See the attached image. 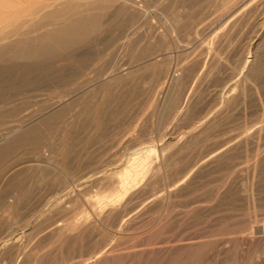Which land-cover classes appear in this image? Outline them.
<instances>
[{"label":"rangeland","instance_id":"1","mask_svg":"<svg viewBox=\"0 0 264 264\" xmlns=\"http://www.w3.org/2000/svg\"><path fill=\"white\" fill-rule=\"evenodd\" d=\"M85 1L90 3L89 1L94 0H0V40L2 41L0 42L16 38L18 33L26 31L31 23L50 11L60 8L64 13L67 4ZM219 2V0H140L127 9L129 4L104 1L103 5L110 4V8H107V11L101 16L100 27L89 36L77 41L71 50L51 53V56L43 54L28 60L10 61L7 60V57L3 60L0 59V149L2 148L0 154V239H2L0 240V264H27L28 262L32 264H69L79 255L84 254L87 248L103 243L105 239L101 240V238L106 237V232H110L111 229L110 242L125 246L124 250H128L131 246H137L135 247L137 249L145 242H161L162 240L166 242L172 238L174 240L176 235L195 236L198 234L197 236L208 235L211 238H215L217 235L216 239L219 240L220 235H227L224 234L227 230L230 231L240 226V228H245L255 217L254 220H260L259 218L262 216L261 220L264 219L263 130L262 136L247 141L244 144L245 147L244 145L238 146L236 149H232L233 151L230 150L228 152L230 154L227 153L223 158H220V161H214L208 167H202L203 169L194 170L196 175L193 174L194 172L191 173V182H189L190 187L188 186V188H195L196 193H200V196H212L211 199L214 202L210 201L212 202L211 212L200 214L199 211L193 210L192 213L190 211L185 216L186 220L184 217L180 219L181 221L175 219V195L170 199L172 209L167 211L170 217L166 214L161 221L157 220L158 211L152 209V212L144 213V217L139 215L136 219L127 221L120 228L115 226L114 222L109 221L103 225L99 224V230L96 227H91V230L87 228L83 233H78V230H65L60 234L53 231L54 225L62 226L70 220L81 218V216L92 218L91 209L94 204L88 202L87 198L97 200V197L109 193L110 187L115 184L113 178L114 176L116 178V175L113 176V180L111 178L103 179L104 175L117 171L128 164L132 154L134 157L135 154L154 147V151L148 152V158L151 160L148 159V162L157 164L165 161V167L163 166L151 179L150 185L143 191L144 193L141 192L138 198L140 200L150 191L157 189L167 191L171 187H165L163 184L175 180L176 171L184 169L196 159L195 157L210 149L213 144L217 145L220 140L222 141L229 135L238 134L239 131L240 134L246 129L249 131L258 121L264 119V37H257L258 29L257 26H254L256 24L251 18L248 21H238L241 24L236 22L233 25L236 28L231 26L230 29L227 27L229 29L227 30L225 26L227 18L224 17L226 12H220L217 5ZM237 4L239 1L234 5ZM137 5L138 7H136ZM234 5L228 11H232ZM217 13H220L219 16ZM252 13L258 17L262 11L255 9ZM51 15L46 17L47 21L49 19V24L37 31L56 27L64 16L56 14L51 17ZM22 20L28 22L27 26L24 21L22 25ZM176 21L180 23L177 24ZM6 25L14 29V34L11 29L7 31L9 27H5ZM3 29L12 34L7 33L10 35L8 36ZM15 29H17V34H15ZM1 30H3L2 34ZM127 33L129 36L125 37L124 35ZM178 40L179 43H177ZM247 51H254L257 54V59L256 64L254 63L247 75L248 78L242 79L239 70L242 68V58L247 54ZM41 58L47 61L44 63ZM184 60L191 61L186 64ZM209 60L213 62L211 61V63ZM207 61L210 65L207 64ZM183 64L186 65L183 66ZM180 67L183 71L179 69ZM205 67L209 69L212 67L211 71L208 68L205 70ZM203 70H205V75L200 76V80H196L198 85L195 81L196 85L194 86L193 83L192 87L191 81L187 80H191L196 71L204 72ZM159 71L160 73H158ZM161 71L167 74L168 78ZM176 76L177 81L175 80L174 83L173 79ZM163 80L165 81L163 82ZM180 81H186V84L184 82L181 84ZM187 83L191 84V89H188ZM227 84L231 87L227 91L230 95L223 91ZM194 87L198 89L196 92ZM179 89L181 90L179 91ZM177 92L179 96H176ZM224 99H228L226 102L228 106L223 105ZM176 103H178V107L180 106L179 108L176 107ZM220 105H223L222 113L225 114L219 116L223 115L225 119L217 116L214 125H211L215 129L208 127L209 129L207 128L205 133L204 131H202L203 133L195 131L192 138L188 140L186 131L194 127L197 118L205 113L207 115L213 113V110ZM202 111L203 113H201ZM58 112L61 114L59 113L58 118L54 117L56 118H53L54 121L51 119L50 123L45 121ZM92 113L94 114L92 115ZM206 131L210 133L208 138ZM184 138L188 144L176 153V141L182 140L179 144L184 143L186 142L183 141ZM191 140L198 144L193 143L195 146L192 145ZM173 150L175 152H172ZM256 151L258 156L256 164L253 165L254 154L251 153ZM166 160L170 163L174 161L171 163L172 166ZM246 161L248 162L245 163ZM177 163L178 165H176ZM11 166L14 167L12 173H6L4 170ZM73 179L76 181L74 182ZM107 182L112 185L108 187ZM162 186L164 187L162 188ZM251 186L254 188L255 200L252 204L246 201L245 197L247 189ZM215 189L219 190L216 196L213 193L216 191ZM245 189L246 191H244ZM69 191L74 193L73 199L66 198V193ZM173 191L176 194V187ZM142 201L139 208L147 205V199ZM221 215L224 217L219 218ZM151 216L154 218L151 219ZM109 223L112 226H108ZM196 224H199L198 227ZM104 226L107 228L105 229ZM82 234L85 235V238ZM70 236H74L73 239ZM132 237L133 239H131ZM221 239L223 240L225 237H221ZM4 240H8V244L2 246ZM80 240H82L81 243ZM170 249H154L148 254L146 250L137 251L134 252L135 254L132 253V256L131 253L121 254L122 256L118 255L115 259H109L107 263L176 264L178 255L184 256L183 252L185 255L189 253V251L183 250L176 251V248ZM229 255L226 262L237 264L238 262L232 254Z\"/></svg>","mask_w":264,"mask_h":264},{"label":"bare ground","instance_id":"2","mask_svg":"<svg viewBox=\"0 0 264 264\" xmlns=\"http://www.w3.org/2000/svg\"><path fill=\"white\" fill-rule=\"evenodd\" d=\"M62 1V0H61ZM104 1H109L111 3V1H118L119 4L120 3H126L128 5V7H126L127 9L129 8V6H133L135 4L138 3V1L140 0H94V1H89L88 2H83V3H76V4H67L66 7V11L64 13H62V9L58 8L59 10H55V11H50L46 14H44L45 16L42 15V17H40V19H38L37 21H35L34 23H31L30 26H28L27 30L24 32H20V33H16L17 29H15V34H17L18 36L12 40H9L7 42L3 43L0 42V59L3 60V58L7 57V60H28V59H32V58H36L40 55L43 54H49L51 56V53H55V52H59V51H67V50H71L72 48L75 47L77 41H79L80 39H83L87 36H89L90 34H92L94 31H96L102 21H101V16H103V14L107 11V8H110V4L109 5H103ZM187 1V0H186ZM219 4L218 8L220 9V12L224 11V17L227 18L225 20V26L226 29L229 30L231 26H233L236 22L238 23V21H243V20H247L251 18V20L253 21L254 26H257V37L261 38L264 37V0H219ZM239 1V4H237L236 6L234 4H236ZM177 2V1H176ZM73 3V2H72ZM143 3V2H142ZM211 3V2H210ZM218 3V2H217ZM114 4V2H113ZM112 4V5H113ZM116 4V3H115ZM184 5V4H183ZM186 5V4H185ZM188 5V4H187ZM193 5V4H191ZM216 5V6H217ZM235 6L234 9H232V11H228V9L231 8V6ZM125 6V5H124ZM196 6V5H195ZM194 6V7H195ZM44 7V6H43ZM138 7V5L136 6ZM207 7V6H206ZM114 8V7H112ZM124 7V9H126ZM182 8V7H181ZM188 8V7H187ZM190 8V7H189ZM136 9V8H134ZM216 9V8H215ZM255 9L257 10H261L262 13H260V16H254L253 15V11H255ZM110 10V9H109ZM130 10V9H129ZM139 10V9H137ZM216 11V10H215ZM128 12V10H127ZM133 12V11H132ZM183 12V11H182ZM184 13V12H183ZM216 13V12H215ZM14 14V13H13ZM52 14V15H51ZM61 15L62 17V21L60 22V24H58L56 27L53 26V28L49 29V30H40L37 31L38 29H43V27L47 24H49V19L47 21L46 17L48 18L50 15L51 17L54 15ZM124 14V13H123ZM140 14V13H139ZM218 14V13H217ZM220 14V13H219ZM218 14V16H219ZM252 14V15H251ZM262 14V15H261ZM107 15V14H106ZM148 15V14H147ZM170 15V14H169ZM133 16V15H132ZM131 16V17H132ZM143 16V15H142ZM168 16V15H167ZM221 16V15H220ZM16 17V16H15ZM37 17V16H36ZM59 17V16H58ZM57 17V18H58ZM194 17V16H193ZM137 18V17H136ZM219 18V17H218ZM30 19V18H28ZM28 19H26L28 21ZM133 19V18H132ZM181 19V18H180ZM191 20V19H190ZM215 20V19H214ZM213 20V21H214ZM24 20H22L21 22H23ZM25 22L28 23V22ZM32 21V19H31ZM167 21V19H166ZM180 21V20H179ZM182 21V20H181ZM217 21V20H216ZM246 21V22H247ZM20 22V23H21ZM24 22L22 23V25L24 24ZM177 22V21H176ZM180 22H177V24ZM216 23V22H215ZM12 24V23H11ZM11 24H8L9 26ZM15 24V23H13ZM17 24V23H16ZM30 24V23H29ZM132 24V23H131ZM130 24V25H131ZM170 24V23H169ZM176 24V25H177ZM241 24V23H238ZM250 24V22H249ZM8 25H6L5 27H9ZM19 25V24H18ZM210 25V24H209ZM224 25V24H222ZM14 26V25H13ZM12 26V27H13ZM27 26V24H26ZM128 26V25H127ZM136 26V25H135ZM168 26V25H167ZM183 26V25H182ZM253 26V25H252ZM17 27V26H16ZM229 29H228V28ZM235 26H233L234 28ZM21 28V26H20ZM136 28V27H135ZM221 28V27H219ZM224 28V27H222ZM236 28V27H235ZM254 28V27H253ZM12 30L13 33V28L9 27V30ZM46 29V28H44ZM178 29V28H177ZM212 29V28H211ZM6 32V29H3ZM3 30H1V34L3 33ZM20 30V29H19ZM214 30V29H213ZM236 30V29H234ZM127 31V30H126ZM148 32V30H146ZM220 31V30H219ZM222 31V30H221ZM224 31V29H223ZM4 32V33H5ZM146 32V33H147ZM183 32V31H182ZM186 32V31H185ZM217 32V31H215ZM226 32V31H225ZM232 32V31H231ZM230 32V33H231ZM8 32H6L7 34ZM10 33V32H9ZM8 33V34H9ZM10 33V34H12ZM32 33V34H31ZM125 33V32H124ZM192 33V32H191ZM5 34V35H6ZM7 34V35H8ZM14 34V33H13ZM123 34V33H122ZM197 34V33H196ZM212 34V33H211ZM224 35V33H222ZM226 34V33H225ZM236 34V33H235ZM128 33L126 35H124L125 37H127ZM190 35V34H189ZM228 35V34H227ZM230 35V34H229ZM228 35V36H229ZM3 36V35H2ZM1 36V37H2ZM10 36V35H8ZM7 36V37H8ZM15 36V35H12ZM123 36V35H122ZM129 36V35H128ZM214 36V35H213ZM219 36V34H218ZM6 37V36H3ZM2 37V38H3ZM124 37V38H125ZM143 37V36H142ZM215 37V36H214ZM217 37V36H216ZM123 38V39H124ZM218 38V37H217ZM216 38V39H217ZM129 39V38H128ZM177 39V38H176ZM181 39V38H180ZM202 39V38H201ZM213 39V38H212ZM215 39V40H216ZM195 40V39H194ZM6 41V40H5ZM124 41V40H123ZM121 41V42H123ZM127 41V39H126ZM177 41V40H176ZM221 41V40H220ZM125 42V41H124ZM132 42V41H131ZM180 41L178 40L177 43H179ZM120 43V42H119ZM187 43V42H186ZM218 43V42H217ZM129 44V43H128ZM214 44V43H213ZM253 44V42H252ZM121 45V44H120ZM130 45V44H129ZM212 46V45H211ZM122 47V46H121ZM214 47V46H213ZM123 48V47H122ZM197 48V47H196ZM205 48V47H204ZM110 49V48H109ZM190 49V48H189ZM202 49V48H201ZM205 50V49H204ZM257 50V49H256ZM255 50V51H256ZM104 51V50H103ZM180 51V50H179ZM233 51V50H232ZM200 52V51H198ZM203 52V50H202ZM207 52V51H206ZM215 51H213L214 53ZM77 53V52H76ZM87 53V52H86ZM178 53V52H177ZM210 53V52H209ZM212 53V54H213ZM216 53V52H215ZM56 54V53H55ZM58 54V53H57ZM67 54V53H66ZM84 54V53H83ZM197 54V53H196ZM228 54V53H227ZM153 55V54H152ZM161 55V54H160ZM189 55V54H188ZM199 55V54H197ZM209 55V54H208ZM211 55V54H210ZM256 55L254 51H247V54L243 56L242 58V68L241 70H239L240 72V78L244 79V78H248V73L250 72V69L252 68V66L254 65L255 61H256ZM69 56V55H68ZM77 56V55H76ZM159 56V55H158ZM192 56V55H191ZM195 56V54H194ZM213 56V55H212ZM46 57V56H45ZM140 57V56H139ZM184 57V55H183ZM186 57V56H185ZM206 57V56H205ZM209 57V56H208ZM215 57V56H214ZM54 58V57H52ZM51 58V59H52ZM151 58V57H150ZM200 58V56H199ZM204 58V57H203ZM202 58V59H203ZM43 59V58H41ZM179 59V58H178ZM185 59V58H184ZM191 59V58H190ZM195 59V57L193 58V60ZM212 59V58H211ZM6 62V59H4ZM35 60V59H33ZM44 60V59H43ZM70 60V59H69ZM140 60V59H139ZM151 60V59H150ZM192 60V59H191ZM190 60V61H191ZM214 61V59H212ZM211 60V61H212ZM216 60V59H215ZM9 61V62H10ZM44 60L43 62L45 63ZM183 61V60H182ZM185 61V60H184ZM190 61H185V63H190ZM201 61V59H200ZM205 61V60H204ZM203 61V62H204ZM209 60V62H211ZM212 61V62H213ZM140 62V61H139ZM180 62V61H179ZM203 62H201V64H203ZM211 62V63H212ZM86 63V62H85ZM186 63V64H187ZM199 63V61H198ZM241 63V62H240ZM239 63V64H240ZM41 64H42V60H41ZM134 64V63H133ZM186 64H183L186 65ZM194 64V63H193ZM190 64V65H193ZM196 64V63H195ZM200 64V63H199ZM207 64L208 61H207ZM206 64V66H207ZM256 64V63H255ZM204 65V64H203ZM210 65V64H209ZM217 65V64H215ZM215 65H213L215 67ZM96 66V65H95ZM139 66V65H138ZM179 66V65H178ZM177 66V67H178ZM181 66V64H180ZM202 66V65H201ZM200 66V67H201ZM163 67V66H162ZM191 67V66H190ZM194 67V66H193ZM196 67V66H195ZM204 67V66H202ZM86 68V67H85ZM159 68V67H158ZM167 68V67H166ZM171 68V67H170ZM186 68V67H185ZM208 68V67H207ZM206 67L204 68L205 70L207 69ZM212 68V67H211ZM210 68V69H211ZM178 69V68H177ZM176 69V70H177ZM181 69V67L179 68ZM184 69V68H183ZM187 69V68H186ZM198 69V68H197ZM201 69V68H200ZM209 69V68H208ZM209 69V70H210ZM216 69V68H215ZM205 70L202 71H196V73H194L192 75V79L191 80H187L188 82L191 81L192 83V87H193V83L199 79L200 76H204L205 75ZM181 71H183L181 69ZM186 71V70H185ZM189 71V70H188ZM211 71V70H210ZM209 71V72H210ZM213 71V70H212ZM163 72V71H161ZM164 72L166 73V71L164 70ZM163 72V74H165ZM178 72V71H177ZM160 73V71L158 72ZM167 73H168V69H167ZM84 74V72H83ZM162 74V75H163ZM171 74V73H170ZM177 74V73H176ZM186 75V73H184ZM211 74V73H210ZM229 74V73H228ZM91 75V74H90ZM167 76V74H165ZM172 75V74H171ZM183 75V74H182ZM225 75V74H224ZM109 76V75H108ZM107 76V77H108ZM161 76V74H160ZM164 76V75H163ZM162 76V77H163ZM165 76V77H166ZM173 76V75H172ZM175 76V75H174ZM187 76V75H186ZM261 76V75H260ZM115 77V76H114ZM113 77V78H114ZM171 77V76H170ZM188 77V76H187ZM206 77V76H205ZM221 77V76H220ZM4 78V77H3ZM105 78V77H104ZM164 78V77H163ZM168 78V76H167ZM165 78V79H167ZM177 76L174 77L173 82L175 83V80L177 81ZM204 78V77H203ZM28 79V78H26ZM103 79V78H102ZM160 81H162L161 79H159ZM182 80V79H181ZM186 80V79H184ZM200 80V79H199ZM165 80H163L164 82ZM243 81V80H242ZM169 82V81H168ZM172 82V83H173ZM184 81H180V83L182 84ZM203 82V81H202ZM101 83V82H100ZM177 83V82H176ZM179 83V82H178ZM186 84V81L184 82ZM197 83V81L195 82ZM194 83V86L196 85ZM92 84V83H91ZM169 84V83H168ZM188 84V83H187ZM201 84V83H200ZM205 84V83H204ZM236 84V83H235ZM246 84V83H245ZM163 85V84H161ZM176 85V84H175ZM174 85V86H175ZM189 87L188 89H191V84H188ZM186 85V86H188ZM198 85V83H197ZM202 85V84H201ZM234 85V84H233ZM242 85V84H241ZM90 86V85H89ZM177 86V85H176ZM180 85L178 84V87ZM245 86V85H244ZM88 87V86H87ZM137 87V86H136ZM185 87V86H184ZM85 88V87H84ZM160 88V87H159ZM195 88V92L196 87ZM192 88V89H194ZM229 88H231L228 84L227 86L223 89L224 92H227L229 90ZM241 88V86H240ZM239 88V89H240ZM245 88V87H244ZM170 89V88H169ZM168 89V90H169ZM183 89V88H182ZM186 89V87H185ZM184 89V91H185ZM177 90V87H176ZM181 89H179L180 91ZM190 91V90H189ZM231 91V89H230ZM234 91V90H233ZM186 92V91H185ZM193 94L194 91H191ZM237 92V91H236ZM198 93V92H197ZM219 94V92H217ZM228 93V92H227ZM240 93V92H239ZM238 93V94H239ZM168 94V93H167ZM174 94V93H173ZM179 96V93L177 92ZM181 94V92H180ZM186 94V93H185ZM190 94V93H189ZM229 94V93H228ZM182 95V94H181ZM180 95V96H181ZM188 95V94H186ZM217 95V94H216ZM225 95V94H224ZM230 95V94H229ZM228 95V96H229ZM244 95V94H243ZM227 96V97H228ZM69 97V95H68ZM175 97V95H174ZM183 97V96H182ZM236 97V96H235ZM224 98V97H223ZM229 98V97H228ZM59 99V98H58ZM166 99V98H165ZM180 99V98H179ZM182 99V98H181ZM191 99V98H190ZM214 99V98H213ZM178 100V99H176ZM198 100V99H197ZM200 100V99H199ZM216 100V99H215ZM225 100V99H224ZM228 100V99H227ZM227 100H225V102L223 103V105L226 104ZM234 100V99H233ZM2 101V100H1ZM98 101V100H97ZM195 101V100H194ZM223 101V100H222ZM4 102V101H2ZM61 102V101H60ZM177 102V101H176ZM179 102V101H178ZM58 103V101H57ZM167 103V102H166ZM175 103V102H174ZM217 103V102H216ZM215 103V104H216ZM230 103V102H229ZM178 103H176V107ZM219 105V103H217ZM222 104V103H220ZM231 104V103H230ZM1 105V104H0ZM3 105V104H2ZM184 105V104H183ZM223 105H220L218 108L216 107V109L213 110V113H208V115L205 113L204 115L200 116L199 118H197V120L194 122V127L193 128H189L187 129V137L188 140L192 138L193 136V132L195 131H199L202 132L208 128V127H212L211 125H214L216 119L218 117H221L219 115L223 114L222 112L224 111ZM227 105V104H226ZM5 106V105H4ZM95 106V105H94ZM171 106V105H170ZM188 106V105H187ZM228 106V105H227ZM232 106V105H231ZM172 107V106H171ZM174 107V105H173ZM180 107V106H179ZM178 107V108H179ZM202 107V106H201ZM200 107V108H201ZM166 108V107H165ZM177 108V111H178ZM199 108V109H200ZM203 108V107H202ZM201 108V109H202ZM207 108V107H206ZM210 108V107H209ZM227 108V107H225ZM4 109V108H3ZM205 109V108H204ZM203 109V110H204ZM88 110V109H87ZM104 110V109H103ZM181 110V109H180ZM91 111V110H90ZM185 111V110H184ZM200 111V110H198ZM206 111V110H205ZM226 111V110H225ZM88 112V111H87ZM86 112V114H88ZM207 112V111H206ZM60 112H58L56 115H53L52 117H48L45 121L47 123H50L51 120L54 121V117H59ZM97 113V112H96ZM95 113V115H97ZM199 113V112H198ZM203 113V111L201 112ZM199 113V114H201ZM5 114V113H4ZM94 113H92L93 115ZM103 114V113H102ZM187 114V113H186ZM225 114V113H224ZM223 114V115H224ZM94 115V116H95ZM101 115V114H100ZM113 115V114H112ZM197 115V113H196ZM222 115V117H223ZM227 115V114H226ZM87 116V115H86ZM99 116V115H98ZM218 116V117H217ZM221 117V118H222ZM54 118V119H53ZM99 118V117H97ZM224 118V117H223ZM6 119V118H5ZM51 119V120H50ZM192 119V118H191ZM225 119V118H224ZM235 119V118H234ZM262 119V118H261ZM50 120V122H49ZM82 120V119H81ZM80 120V121H81ZM99 120V119H98ZM60 121V120H59ZM101 121V120H99ZM98 121V123H99ZM219 121V120H218ZM44 123V124H47ZM63 123V122H62ZM89 123V121H88ZM227 123V122H226ZM49 125V124H48ZM190 125V124H189ZM244 125V124H243ZM46 126V125H45ZM216 126V125H215ZM43 127V126H42ZM189 127V126H188ZM217 128V127H216ZM238 128V127H237ZM252 128V127H251ZM209 129V128H208ZM215 129V128H213ZM246 129V128H244ZM250 129V128H249ZM16 130V129H15ZM219 130V129H218ZM234 130V129H233ZM264 130V119L258 121V123L256 125H254V127L248 131V129L244 130L242 129L243 133L240 134L238 132V134H234V135H229V136H225L226 138L223 139L222 141L220 140V142L216 145L213 144L212 147H210V149H208L206 147V150L203 154H201L198 157H194L196 158L195 160L192 161L191 158V163H189L184 169L176 171V179L173 181H169L166 184H163L165 187L169 186L171 188H169L167 191H160V190H153L150 191L148 194H146L145 196L141 197V199L139 200V196L141 194V192H143L149 185H150V181L151 179L157 174V172L164 166V162H158L157 164H152L148 162V156H149V151H154V147L146 149V151L139 153V154H135V156L129 159V163L124 165L123 167H121L119 170L111 172V173H107L104 175L103 179H108L109 178H113L114 175H116V178L114 176L113 179H115V181H113L115 184H109L108 182V187H110V185H112L110 188L109 193H105L104 195H102L101 197H97V200H90L88 199V202L93 203L94 206L91 209V213H92V218L88 217V216H84L81 218H75L72 221L70 220V222H67V224H64L62 226L60 225H54L55 227H53V231L58 232L60 234V232L65 231V230H70V231H76L78 230V233H83L87 228H89L90 230L92 229L91 227H96L98 230L100 228H98V226L103 225V223H108L109 221H112V223L114 222V225L117 226L118 228L122 227L127 221H131L136 219L137 217H139V215L143 216L144 213H149L150 211L152 212V209H156L158 211V216H157V220L161 221V219L163 217L166 216V214L168 215L169 213H167V211L170 210V208L172 207L170 205V199L172 197H174L176 195V218L175 219H182L184 217V219L186 220L187 218L185 216H187L189 214V212L193 210H195L196 212L199 211L198 213L200 214H206L208 212H211V203L214 202L212 201L211 197L209 194V196H200V193H196L197 191H195V188L190 189L188 188V186L190 187L189 182H191V173L194 172V170L196 169H201L202 167L204 168V166L208 167V165H211L214 161H220V158H223V156H225L228 152H230V150L232 149H236L238 146H242L245 143H247V141H252V139L254 140V138H258L259 136H262L261 133ZM208 131V130H207ZM206 131V132H207ZM211 132V131H210ZM222 132V131H221ZM95 133V132H94ZM138 133V132H137ZM203 133V132H202ZM197 134V133H196ZM201 134V133H200ZM198 134V135H200ZM207 132V138L208 136ZM220 135V134H219ZM222 135V133H221ZM203 136V135H201ZM199 136V137H201ZM218 136V135H216ZM183 137V136H182ZM185 137V136H184ZM67 138V137H65ZM204 138V137H203ZM211 138V137H210ZM221 138V136H220ZM219 138V139H220ZM224 138V137H222ZM68 139V138H67ZM200 139V138H199ZM217 139V138H216ZM185 140V138L183 139V141ZM260 141V139H258ZM101 141V140H100ZM182 141V140H180ZM180 141H176V153L178 151H180L182 148L186 147V145L188 144L187 141L184 143H180ZM192 141V140H191ZM214 142V140H212ZM162 142V141H161ZM216 142V141H215ZM193 143H197L194 142V140L192 141V145L195 146V144ZM253 143V142H252ZM257 143V142H256ZM255 143V144H256ZM36 144V143H35ZM198 144V143H197ZM262 145V143H260ZM191 146V144H189ZM188 145V146H189ZM203 145V144H202ZM206 145V144H205ZM21 146V145H20ZM210 146V145H209ZM208 146V147H209ZM257 146V144H256ZM201 147V146H200ZM245 147V145H244ZM263 147V146H262ZM247 148V147H246ZM245 148V149H246ZM258 149V147H255V149ZM2 149V148H1ZM0 149V154L2 153V150ZM5 149V148H4ZM160 149H162V146H160ZM202 151V150H201ZM233 151V150H232ZM60 152V151H59ZM172 152H175V150H173ZM199 152V151H198ZM175 153V154H176ZM179 154V153H178ZM200 154V152H199ZM230 154V153H228ZM233 154V153H232ZM254 154L253 156V165L256 164V158L258 156V152L256 151L255 153H251ZM154 155V154H153ZM169 156V155H168ZM177 156V155H176ZM192 156V157H193ZM245 156V155H244ZM264 156V155H263ZM51 157V156H50ZM173 157V156H171ZM168 157V158H171ZM166 158V157H165ZM174 158V157H173ZM179 158V157H178ZM245 158V157H244ZM249 158V157H248ZM74 159V158H73ZM51 160V159H50ZM116 160V159H115ZM150 160V159H149ZM159 160V159H158ZM171 160V159H170ZM174 160V159H173ZM229 160V159H228ZM245 160V159H244ZM259 160V159H258ZM151 161V160H150ZM161 161V160H160ZM168 161V160H166ZM260 161V160H259ZM57 162V161H56ZM169 162V161H168ZM167 162V163H168ZM174 162V161H172ZM171 162V163H172ZM185 162V161H184ZM244 162V161H243ZM248 161H246L245 163H247ZM80 163V162H79ZM85 163V162H84ZM155 163V162H154ZM170 163V162H169ZM168 163V164H169ZM170 163V165H171ZM222 163V162H221ZM215 164V163H214ZM243 164V163H242ZM241 164V165H242ZM101 165V164H100ZM178 165V163L176 164ZM184 165H186L184 163ZM224 165V164H223ZM252 165V166H253ZM259 165V164H258ZM172 166V165H171ZM227 166V165H226ZM233 166V165H232ZM246 166V165H245ZM165 167V166H164ZM238 167V166H236ZM235 167V168H236ZM241 167V166H240ZM255 167V166H254ZM14 168V167H13ZM12 166L7 168L6 170H4L6 173H12L13 170ZM101 168V167H100ZM167 168V167H166ZM180 168V167H179ZM183 168V166H182ZM202 168V169H203ZM217 168V167H216ZM239 168V167H238ZM249 168V167H248ZM256 168V167H255ZM258 168V167H257ZM16 169V168H15ZM64 169V168H63ZM181 169V168H180ZM199 169V170H200ZM207 169V168H206ZM245 169V168H244ZM17 170V169H16ZM209 170V169H208ZM219 170V169H218ZM15 171V170H14ZM102 171V170H100ZM198 171V170H197ZM196 171V172H197ZM207 171V170H206ZM216 171V170H215ZM255 171V170H254ZM96 172H98L96 170ZM205 172V170H204ZM221 172V171H220ZM245 172V171H243ZM248 172V171H247ZM246 172V173H247ZM252 173V172H251ZM257 173V171H256ZM255 173V174H256ZM259 173V172H258ZM17 174V173H16ZM195 174V172L193 173ZM254 174V173H253ZM251 174V175H253ZM175 175V174H174ZM196 175V174H195ZM194 175V176H195ZM246 175V174H245ZM159 176V175H158ZM198 176V175H197ZM225 176V175H224ZM229 176V175H228ZM250 176V175H249ZM207 177V176H205ZM230 177V176H229ZM224 178V177H223ZM248 178V177H247ZM112 179V180H113ZM160 179V178H159ZM162 179V178H161ZM207 179V178H206ZM228 179V178H227ZM232 179V178H231ZM260 179V178H259ZM111 180V181H112ZM164 180V179H163ZM221 180V179H220ZM251 180V179H250ZM74 181V179H73ZM76 181V180H75ZM74 181V182H75ZM107 181V180H105ZM159 181V180H157ZM194 181V180H193ZM208 181V180H207ZM236 181V180H235ZM110 182V181H109ZM153 182V181H152ZM176 182V183H175ZM228 182V181H227ZM234 182V181H233ZM214 183V182H213ZM252 183V182H251ZM159 184V183H157ZM194 184V183H193ZM196 184V183H195ZM244 184V183H243ZM250 184V183H249ZM65 185V184H64ZM153 185V184H152ZM201 185V183H200ZM248 185V183H247ZM66 186V185H65ZM101 186V185H100ZM106 186V185H105ZM162 186V188L164 187ZM243 186V185H242ZM63 187V186H62ZM68 187V186H67ZM155 187V186H154ZM176 187V194H174L173 189ZM198 187V186H197ZM224 187V186H223ZM240 187V186H239ZM256 187V186H255ZM66 188V187H65ZM64 188V189H65ZM81 188V187H80ZM208 188V187H207ZM218 188V187H216ZM235 188V187H233ZM109 190V188H107ZM242 189H244L242 187ZM254 188L251 186L249 187V189H246L244 191H246V201L253 202L254 200ZM80 189H77V191ZM107 190V191H108ZM216 191L213 192L214 196H216L217 192L219 190L215 189ZM222 190V189H221ZM226 190V189H225ZM230 190V189H229ZM259 190V189H258ZM81 191V190H80ZM106 191V190H105ZM205 191V190H204ZM238 191V190H237ZM256 191V190H255ZM261 191V190H260ZM259 191V192H260ZM60 192V191H58ZM82 192V191H81ZM148 192V191H147ZM227 192V191H226ZM233 192V191H232ZM144 193V192H143ZM146 193V192H145ZM196 193V194H195ZM210 193V192H208ZM221 193V192H220ZM78 194V193H77ZM207 194V193H206ZM224 194V193H223ZM232 194V193H231ZM235 194V193H234ZM237 194V193H236ZM260 194V193H258ZM73 195L74 193H72V191H69L66 193V198L68 199H73ZM76 195V193H75ZM80 195V193H79ZM89 195V194H88ZM213 195V194H212ZM227 195V194H226ZM257 195V194H256ZM43 196V195H42ZM219 196V194H218ZM224 196V195H223ZM232 196V195H231ZM239 196V195H238ZM242 196V195H241ZM235 197V196H234ZM256 197V196H255ZM225 198V197H224ZM230 198V197H229ZM228 198V199H229ZM239 198V197H238ZM65 199V198H64ZM75 199H77L75 197ZM147 199V205L143 206V207H138L140 203H142V200ZM181 199V200H180ZM215 199V198H214ZM244 199V198H243ZM231 200V198H230ZM235 200V199H234ZM238 200V199H237ZM240 200V199H239ZM238 200V201H239ZM261 200V199H260ZM258 200V201H260ZM19 201V200H18ZM69 201V200H68ZM65 201V202H68ZM71 201V200H70ZM182 201V202H180ZM212 201V202H210ZM245 201V200H243ZM255 201V200H254ZM60 202V201H59ZM62 202V201H61ZM229 202V201H228ZM237 202V201H236ZM73 203V202H72ZM96 203V204H95ZM145 203V202H144ZM64 204V203H63ZM246 204V203H245ZM217 205V204H216ZM242 205V204H241ZM74 206V204H73ZM250 206V205H249ZM255 206V204H254ZM75 207V206H74ZM221 207V206H220ZM223 207V206H222ZM225 207V206H224ZM252 207V206H251ZM226 208V207H225ZM237 208V207H236ZM253 208V207H252ZM52 209V208H51ZM68 209V208H67ZM172 209V208H171ZM210 209V211H209ZM229 209V207H228ZM221 210V209H220ZM247 210V209H246ZM37 211V210H35ZM48 211V210H47ZM67 211V210H66ZM154 211V210H153ZM224 211V210H223ZM82 212V210H81ZM171 212V211H170ZM213 212V211H212ZM80 213V212H79ZM217 213V212H216ZM1 214V213H0ZM66 214V213H65ZM172 214V213H171ZM170 214V215H171ZM218 214V213H217ZM229 214V213H228ZM76 215V214H75ZM85 215V214H84ZM156 215V214H155ZM193 215V214H190ZM189 215V216H190ZM147 216V215H145ZM169 216V215H168ZM172 216V215H171ZM194 216V215H193ZM200 216V215H199ZM219 216V215H218ZM222 216V215H221ZM219 218H223L224 215L222 217ZM25 217V216H24ZM144 217V216H143ZM170 217V216H169ZM263 217V216H262ZM261 217V218H262ZM42 218V217H41ZM149 218V217H148ZM154 218V217H153ZM151 216V219H153ZM168 218V217H166ZM172 218V217H171ZM195 218V217H194ZM253 218V217H252ZM252 218H250L252 220ZM256 218V217H255ZM254 218V219H255ZM261 218H259L260 220H254L247 226L244 228H234L231 229L230 231L227 230V232H225L224 234H227L226 236H219V240L216 239V237L211 238L208 235H200L197 236L198 234H195V236H181V235H176V239L173 240V238L169 241H164V242H145L142 244L141 247H138L137 249H135V247L137 246H131L130 249H126L124 250L125 246H120L117 243H112L110 242L111 240V236H112V229L110 230L108 228V230H110V232H106V237L101 238V240L105 239L103 241V243L100 244H95L89 248L86 249V251H84V254H81L78 256V258L76 260H73L69 263V264H106L107 261L111 258L117 257L118 255L121 254H130L132 256V253L134 252H139V251H148L147 254L149 252H153L154 249H170V248H176L177 250H183V251H189V253H187V255H185V252H183L184 256L182 255H178L176 258V264H228L226 262V258L227 256H230L229 254H232V256L234 257V259L237 260V264H264V219L261 220ZM139 219V218H138ZM147 219V217H146ZM170 219V218H169ZM246 219V218H245ZM189 220V219H188ZM187 220V221H188ZM191 220V219H190ZM247 220V219H246ZM245 220V221H246ZM56 221V220H54ZM136 221V220H135ZM156 221V220H155ZM181 221V220H180ZM192 221V220H191ZM190 221V222H191ZM219 221V220H218ZM221 221V220H220ZM201 222V221H200ZM199 222V224H200ZM204 222V221H203ZM248 222V221H247ZM57 223V222H56ZM194 223V222H193ZM197 223V222H196ZM209 223V222H208ZM242 223V222H240ZM100 224V225H99ZM156 224V223H155ZM177 224V223H176ZM198 224V225H199ZM202 224V223H201ZM51 225V222H50ZM53 225V223H52ZM112 224H108V226ZM197 225V224H196ZM197 225V227H198ZM242 225V224H241ZM113 226V227H115ZM151 226V225H150ZM178 226V225H177ZM195 226V225H194ZM243 226V225H242ZM146 227V226H145ZM154 227V226H152ZM105 228V226H104ZM107 228V227H106ZM105 228V229H106ZM223 228V227H222ZM150 229V228H149ZM158 229V228H157ZM162 229V228H161ZM154 230V229H153ZM89 231V230H88ZM96 231V230H95ZM105 231V230H104ZM122 231V229H121ZM175 231V230H174ZM191 231V230H190ZM47 232V231H46ZM128 232V231H125ZM152 232V231H151ZM195 232V231H194ZM199 232V231H198ZM223 232V231H222ZM67 233V232H66ZM65 233V234H66ZM69 233V232H68ZM120 233V232H119ZM193 233V231H192ZM207 233V232H206ZM205 233V234H206ZM219 233V232H218ZM12 234V233H11ZM85 234V233H84ZM104 234V232H103ZM127 234V233H126ZM190 234V233H188ZM204 234V233H203ZM208 234V233H207ZM222 234V233H221ZM69 235V234H68ZM83 235V234H82ZM81 235V236H82ZM86 235V234H85ZM83 235V237L85 236ZM191 235V234H190ZM194 235V234H193ZM215 235V234H214ZM212 235V236H214ZM53 236V235H52ZM67 236V235H66ZM80 236V234H79ZM92 236V235H91ZM152 236V235H151ZM158 236V235H157ZM71 237V236H70ZM69 237V238H70ZM74 237V236H73ZM73 237H71L73 239ZM118 237V235H117ZM120 237V236H119ZM173 237V236H172ZM221 237H225V239H221ZM85 238V237H84ZM122 238V237H121ZM81 239V238H80ZM93 239V238H92ZM125 239V238H124ZM133 239V237L131 238ZM2 240V239H0ZM83 240V239H82ZM80 240V243L81 241ZM119 240V239H118ZM68 241V240H67ZM97 242V241H96ZM138 242V241H137ZM2 243V242H1ZM88 243V242H87ZM95 243V242H94ZM134 243V242H133ZM8 244V240H4L3 244H1L2 246H5ZM85 244V243H84ZM83 244V245H84ZM93 244V243H92ZM69 245V244H68ZM80 245V244H79ZM128 245V244H127ZM14 246V245H13ZM26 246V245H25ZM74 246V245H73ZM76 246V245H75ZM84 247V246H83ZM88 247V246H87ZM12 248V247H11ZM129 248V247H128ZM8 249V248H7ZM22 249V247H21ZM34 249V248H33ZM29 250V249H28ZM85 250V248H84ZM171 250V249H170ZM22 251V250H20ZM37 251V250H35ZM33 251V252H35ZM54 251V250H53ZM81 251V250H80ZM158 251V250H157ZM160 251V250H159ZM24 252V251H23ZM171 252V251H170ZM25 254V253H24ZM43 254V253H42ZM62 254V253H61ZM135 254V253H134ZM133 254V255H134ZM177 254V253H176ZM26 255V254H25ZM30 255V254H29ZM28 255V256H29ZM19 256V254H18ZM17 256V257H18ZM33 256V255H32ZM41 256V255H40ZM40 256H38V258L40 259ZM65 256V255H64ZM122 256V255H121ZM125 256V255H124ZM127 256V255H126ZM125 256V257H126ZM174 256V255H173ZM16 257V258H17ZM35 257V256H34ZM68 257V256H67ZM76 257V256H74ZM33 258V257H31ZM231 258V257H230ZM26 259V257H25ZM65 259V258H63ZM113 259V260H114ZM117 259V258H116ZM127 259V258H126ZM232 259V258H231ZM28 260V259H27ZM38 260V259H37ZM58 260V258H57ZM125 260V259H124ZM39 261V260H38ZM47 261V260H46ZM65 261V260H64ZM13 262V261H12ZM49 262V261H48ZM63 262V261H62ZM61 262V263H62ZM234 262V261H233ZM16 263V262H15ZM26 263V262H25ZM29 263V262H28ZM27 263V264H28ZM47 263V262H46ZM109 263V262H108ZM107 263V264H108ZM14 264V263H13ZM32 264V263H29ZM34 264V263H33ZM64 264V263H63Z\"/></svg>","mask_w":264,"mask_h":264}]
</instances>
